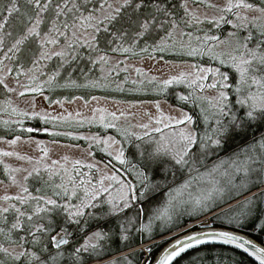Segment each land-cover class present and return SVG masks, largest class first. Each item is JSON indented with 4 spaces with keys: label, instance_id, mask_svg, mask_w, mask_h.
<instances>
[{
    "label": "snow or ice",
    "instance_id": "snow-or-ice-1",
    "mask_svg": "<svg viewBox=\"0 0 264 264\" xmlns=\"http://www.w3.org/2000/svg\"><path fill=\"white\" fill-rule=\"evenodd\" d=\"M193 3H205V0H192ZM29 6V11L22 14L21 25L22 33L18 39L8 49V52L20 53L23 51L21 46L28 45L31 52L32 68L30 73L38 71L41 62L51 60L53 57L60 58V68L65 65H71L73 61L81 58L78 49H87L89 53L101 52L109 49L113 53H129L133 51V46L140 41H147L158 33L165 30V25L170 24L175 30L178 27L174 19V9L177 7L176 0H25ZM18 0H10V6L5 7L0 3V13L6 11L7 15L0 18V47L4 44V29L6 26L12 27L9 18L14 13H20L17 6ZM184 13L192 16L199 21V18L188 8V0H183L179 4ZM206 7L216 9L220 15L208 18V23L219 27L221 22L230 24L235 29H246L256 27L258 21H264V2L256 3L254 0H226L223 7L211 3H206ZM224 13H232L236 21L226 19ZM249 14H254L249 16ZM183 35V32L180 33ZM235 36V33H230ZM260 35L264 37V23L260 24ZM7 36H12V32H7ZM173 37V31H167L166 36L159 38L155 43L153 51L164 52L168 47L167 41ZM251 32L244 37V43L239 39L233 46L230 40H220L219 37L205 35L204 44L208 41H217L218 44H227L231 49L228 52L215 53L212 47L205 52L201 47L191 48L186 54L189 56L210 55L213 59L219 60L220 64L226 65L232 72L230 79L229 72H221L219 68H197L195 78L188 81V86L203 91L204 89H215L216 95L212 98L196 96L194 92L188 95H179L178 99L184 103H193L201 107L203 120L209 124L207 131L201 135L194 127L193 116L187 112H181L179 118L166 115L160 111V105H155L158 116H149L150 122H154L156 127L152 131L160 134L159 140H145L148 136L147 131L144 135L127 132L125 135L134 136L136 140L142 141L141 144H134L141 158V168L137 171L140 181L139 193L131 184L121 180L117 175L104 174L100 179L93 183L89 179L74 178L64 166L67 177L60 175V172L44 166V171L48 173L45 179L41 174L39 167H33L31 171L24 176V181L30 177L43 183V187L35 189L37 194L29 190L27 184H19L20 193L17 195H4L0 197L6 206H0V235L6 237L5 244L0 243V264H87L88 259H96L98 264L104 260L102 256L95 253L98 243L93 241H102L105 239V233L95 231L88 236L79 246L73 247L71 240L75 236V230L82 228L84 217L99 219V216L89 209H99L103 211L101 205H109L106 215H113L125 212L131 209L133 202L150 200L161 188V183H153L148 172L155 178L161 177V180L167 182L169 174L175 176L173 169H184L191 163H195L197 154L207 155L210 150L224 147L230 140L237 136L245 134L248 129L255 124L260 126L264 124V40L255 41L254 47H249L248 41H252ZM36 48L32 49L31 45ZM128 44L129 46H125ZM55 46V47H49ZM58 48V50H57ZM148 47L141 49L147 52ZM238 53V54H236ZM135 54V53H133ZM224 57V58H222ZM13 57H8L12 59ZM91 64H107L109 58L105 54L99 55L97 59H92L89 55ZM2 63V61H0ZM2 71V69H0ZM10 72L11 69H8ZM140 73V69H136ZM60 73L57 71L54 76L49 77V83ZM209 74L213 77L211 83L205 84ZM71 75V73H69ZM186 74L180 73L178 76L171 77L163 81L164 88L173 83H184ZM32 80L36 77L33 75ZM3 78H0V84H3ZM75 84L74 81L71 82ZM95 86V85H93ZM11 91V89H9ZM229 90L234 96L230 99ZM30 91L41 92V86L37 84ZM20 95H24L23 92ZM47 99V97H45ZM207 100L209 108H204L198 104V101ZM56 103H62L56 101ZM235 109V110H234ZM16 112V109L12 110ZM94 111L104 112L103 109ZM21 116H27V113H19ZM39 113H33L32 116H39ZM79 115V113H77ZM124 113L117 116L116 113H108L111 117L110 122H105L106 118L101 115L100 120L105 128H114ZM147 115V114H146ZM31 118V117H30ZM40 119L48 122L47 115L40 116ZM55 119V117H53ZM5 124L7 121L4 122ZM184 125L177 128L176 126ZM138 127L149 129V123H141ZM164 129H169L168 133ZM26 131L33 132V128H27ZM46 131V130H45ZM59 135V133H50ZM79 138V137H77ZM96 143H103L106 148L118 141L109 138L101 141L99 138L92 137ZM20 137L8 141L10 145H15ZM37 147L40 148V142L37 141ZM261 150H264V136L255 142ZM154 145V146H153ZM43 157L48 155L46 148H40ZM3 156L16 155L18 159L30 160V157L20 156L14 152H0ZM111 155V153H109ZM43 157L41 159H43ZM67 160V157L63 158ZM114 159L121 164L127 161L124 159V151L118 150ZM37 165L40 161H36ZM57 161H52L56 165ZM92 169L93 164H85L82 161L73 162V170L77 176L86 177L87 173H81L79 167ZM7 168V166H5ZM237 174H243L242 183L247 187L248 184L260 188V195L249 197L244 205H252L255 201H260L264 196V155H248L242 162L235 165ZM13 173L22 171L21 169H12ZM27 171V170H24ZM99 171V169H97ZM60 176L61 182L54 183L53 177ZM13 185H17L15 175L10 177ZM105 181H109L105 186ZM231 183V181H229ZM113 184L118 185L115 189L116 195H113L110 189ZM189 187L186 181L175 191L178 194ZM51 189V195L47 194V189ZM223 189L213 188L202 196L193 197L191 203L194 207H203L206 211L205 201L211 200L215 192H222ZM103 193H108L107 200L101 199ZM175 196H170L168 204L171 205ZM10 201H17L10 203ZM251 211V209L249 210ZM143 212V208L139 209ZM258 213L264 212V209L257 208ZM9 214H11V219ZM167 217L171 219L167 208L158 212L156 218ZM194 227H211V225L201 224ZM257 227L264 230V222ZM126 241L128 236H123ZM206 243H222L225 245H234L242 249L249 256L254 257L259 264H264V247L257 246L251 240L244 239L241 236L234 235L227 231H205L192 235H187L184 239H178L165 249L164 253L155 261V264H172V261L189 249L197 245ZM151 252V248L147 249ZM88 253L85 257L83 254ZM127 259V257H125ZM109 264V262H105Z\"/></svg>",
    "mask_w": 264,
    "mask_h": 264
},
{
    "label": "rangeland",
    "instance_id": "rangeland-1",
    "mask_svg": "<svg viewBox=\"0 0 264 264\" xmlns=\"http://www.w3.org/2000/svg\"><path fill=\"white\" fill-rule=\"evenodd\" d=\"M24 1L25 0H23V2ZM20 2L21 0H18L17 6H20ZM207 2L208 0H205V3H193L192 0H188L189 10L199 18L200 22H197L192 16L186 15L183 11L185 19L182 22L175 20L178 24L175 30L171 28L170 24L165 25L167 31H173V37L167 41L168 47L164 52L153 51L155 43H158L159 38L162 37L158 36L160 35L158 32L153 33L151 37V39H153L155 36H158L156 42L150 44L151 51L141 55L136 56V54H133L136 50V48H134L135 45L133 46V51L129 53H113L109 49H106L92 54V57L97 59L99 55L105 54L106 52L109 62L107 64H96L97 72L92 75L95 76V79H90L85 86L76 87L77 89H75V87L68 88V86H63V84H70L73 81V77H71L72 72L74 69L82 67V65L76 67L72 62L70 66L65 65L64 68H60V58L53 57L51 60L42 61L40 69L34 73H30L28 69L32 68L33 65L31 64L32 56L29 48L22 54L16 53L14 55L8 52V49L15 42V39H18L20 35L15 36L14 39H6L5 27L3 30L5 33L4 44L0 47V61H2V63H0V69H2V71H0V78L4 80V83L0 84V152H14L20 156L30 157L31 159L21 160L18 159L16 155H0V197L19 194V184H27L29 190L33 192V194H37L35 189L43 187V183L32 177H30L28 181H24L23 178L33 167H39L41 169V174L47 179L48 173L43 170L45 165L60 172V175L64 176L65 180L67 177L64 170L60 167L61 165H63L64 169H67L77 180L81 178H90L93 183H96L104 174H115L121 180L131 184L136 192L139 193L140 181L137 176V171L140 170L139 164L141 161L134 162L133 159L140 156L136 148L132 154L128 153V149L126 151V148L129 146V140L128 135H125V130L141 136L145 131L150 133L152 128L157 126L154 122H150L149 120V116H158L155 107L157 103H159L160 110L164 113L168 111L169 105L180 109L177 114L178 118L181 112L188 113L185 108L172 105L164 99L163 94L168 93L169 90L177 99L179 95H188L192 92H194L196 96L209 99L214 97L217 94L215 89H204L201 91L195 88V86H188V81L195 78L196 69L192 67L193 65H196L197 68H219L221 72H229L231 79V70L226 65L220 64L219 60L213 59L210 55L197 54L196 56H189L186 53L191 48L199 49L201 47L204 48L205 52L208 51L209 47H212L215 53L228 52L231 50L227 44H218L217 41H208L207 44H204L203 40L205 35H215L219 37L220 40H230L233 46L237 39H239L241 43H244V37L247 36L249 32H251L253 37L252 41H248L249 47H254L255 41L264 40V37L260 35V24L264 23V21H258L256 27L249 26V28L246 29H235L230 24H224L223 22H221L219 27L208 23V18L218 16L220 13H218L216 9L206 7ZM210 2L223 7L226 0H210ZM254 2L261 3L264 1L254 0ZM4 6H10V0H4ZM25 12H27L26 9H20V13H14L9 20L16 21L15 25L18 26L22 19V14ZM2 14L6 16L7 12H2ZM224 15L226 19L232 20L233 23L237 22L232 13H224ZM251 15L254 14H249L250 17ZM167 31L162 35L166 36ZM181 32H183V35L180 34ZM230 33H235L236 35L230 36ZM125 46L129 45L125 44ZM31 48L35 49L36 45L32 44ZM82 50L87 51V49H78L80 54ZM10 56L13 58L8 59ZM25 61H30V64L28 66H23V62ZM8 69H11V71L9 72ZM136 69H140L141 72L137 73ZM57 71H59L60 74L55 76V79L49 83V77L54 76ZM182 72L185 73L187 77L184 83H173L167 88H164L163 81L178 76ZM69 73H71V75H69ZM33 75L36 77L35 80L31 79ZM66 76L68 77L64 78ZM87 76L88 75H86V77ZM56 80L57 82L59 80L62 85H59ZM212 80L213 77L209 74L208 79L203 81V83L208 84L211 83ZM37 84L41 86V92L35 93L30 91V89ZM89 85H95L98 89L95 90V88H93L94 91L89 90L88 88H91ZM9 89H11V91ZM21 92H23L24 95H20ZM229 94L230 99L234 100V96L230 90ZM2 95L3 98L1 97ZM83 95H86V97ZM45 97H47V99H45ZM56 101H61L62 103H56ZM197 103L204 108H209L207 100L198 101ZM198 108L201 112V107ZM13 109H16V112H13ZM96 109H103L105 111L103 113L94 111ZM21 112L27 113L28 115L21 116L19 115ZM113 112L116 113L117 116H120L121 113H124V115L121 116L118 121H114L116 127L105 128L103 123H101L100 117L104 115L106 118L105 122H110L111 117L108 116V113ZM33 113H39L40 115L32 116ZM77 113H79V115H77ZM200 114L202 118L199 117L201 124L207 131L209 124L204 122L202 112ZM45 115L49 117L47 123L40 119V116ZM53 117H55V119H53ZM5 121H7L6 124L4 123ZM141 123H149V129L145 130L138 127ZM30 124H36V126ZM260 126L257 127L259 128ZM176 127L180 128L184 127V125ZM10 128L11 130L13 128L16 132L10 131ZM27 128H33L34 131L28 132L26 131ZM259 130L257 133L253 132V134H250L252 136L250 139L236 145L237 149H234L230 154L218 158L215 154L218 150L220 151V149L210 150L207 155L198 153L197 157L194 158L195 160L199 159L204 161L209 156H211L212 159L209 165L202 169H200V167H192L187 170L189 172V177H186L188 179H185V182L187 181L190 183L198 180L201 186H197L196 188L192 187L191 190L189 187L185 189L187 194L185 198L180 197V203L172 202L171 205H169L166 200L167 197L164 195L165 193L156 197L144 207H142L143 205H140L138 201L133 202L132 208L136 210L127 214L137 216L142 220L140 225L137 226V230L139 231L137 234L131 236L126 234L128 229L131 228V221L127 218L124 221V225L121 224L120 230L116 231L115 234H109V231H105V228L102 227L103 222L107 223L109 218L119 217V215L124 212L106 215L105 213L109 205L103 204L101 205L103 211L99 209L86 210L95 212L99 216V219L85 216L83 218L84 221L92 224L89 227H82V231L80 229L75 230V236L71 240L72 246H79L88 236L99 230L106 234L104 240L93 241L94 243H98V247L93 255L95 256V254L98 253L104 258L100 264H105V262H109V264H122L121 260H117L119 257L130 251L137 250L141 252L140 264H144L146 261H151L152 256L159 250L163 242L185 231L196 228L194 225H200L202 223L245 233L255 241L257 240L264 245L263 234L259 233L263 241L258 240L257 237L253 235L257 234L259 230V227L255 226L258 220L251 227L243 225L249 215L254 213V207L249 206L247 209L242 210V216H238L236 220L233 221V224L236 226L232 227L225 222L212 220L210 218L212 214H198L206 210L203 207L196 208L191 203L193 197L202 196L213 188L223 189L222 192H215L211 200L205 201L207 209L210 211L213 209L212 207L214 206L212 205L215 203H221L233 197L229 196H235V193L239 194L253 186L252 184H248L247 187H245L242 183L243 174H237L235 165L237 162L245 160L248 155L254 157L257 156V154L264 155V150H261L255 143L264 136V124ZM169 131V129H164L165 133ZM20 132H26V135H21L22 133ZM50 133H59V135H51ZM203 133L201 135H203ZM16 137H20V140H18L15 145H10L8 141L16 139ZM92 137L99 138L101 141L111 138L118 141V143L111 144V147L106 148L103 143L98 144L95 140L90 139ZM149 138L152 140H159L160 137L154 139L149 135L144 139L149 140ZM239 138L240 137H238V140ZM37 141L40 142V148H46L48 150V155L46 157H43V152L37 147ZM231 141L232 140H230V142ZM121 149L124 151V159L127 161L125 164H121L118 160L114 159L118 150ZM97 153L107 156L108 159L105 158V156L104 158H100L96 155ZM109 153H111V155H109ZM42 157L43 159H41ZM64 157L68 159L64 160ZM38 160L40 163L37 165L36 161ZM77 160L85 164H93L95 167L89 169L77 166L81 173L88 174L86 177L77 176L76 172L73 170V162ZM52 161H57L58 163L53 165ZM133 165L137 167L135 169V176L130 173V169H134L132 167ZM5 166H7V168ZM189 167H191V165ZM12 169H21L22 171L13 173L11 171ZM97 169H99V171H97ZM175 170V173L185 171L178 168ZM12 175H15L17 185L12 184L10 179ZM229 181H231V183H229ZM53 182L60 183V176L53 177ZM108 183L109 181H105V186H107ZM160 183L162 184V181H160ZM184 183H182V185ZM117 187L118 185L113 184L112 189H110L113 195L117 194L115 191ZM46 191L48 195H51L50 188ZM172 192L173 191L167 192V195L172 196ZM251 194L244 195L243 197H248ZM108 198V193H103L101 196V199L104 200ZM10 203H16L18 205L17 201H10ZM0 206L6 205L3 201H0ZM239 207L241 206L236 207V210L233 212L237 211ZM141 208H143V212H139ZM165 208H167L171 219L167 217L157 219L156 214ZM250 209L251 211H249ZM246 211L247 213L245 214ZM142 215H146V218L144 219ZM222 219L226 222H230V220L226 218ZM83 225L82 222V226ZM125 235L128 236L126 241L123 239ZM108 236H112L115 242L111 251L108 250L109 247L108 249L105 248L109 245ZM0 239L6 241V237L3 235H0ZM2 244L8 246L7 243ZM219 244L222 245V243ZM158 245L159 248L156 250ZM227 246L236 248L234 245ZM149 248H151V252L147 251ZM236 249L243 251L239 248ZM107 250L109 252H107ZM110 252H112V254H110ZM245 254L255 259L247 253ZM83 255L87 257L88 253H84ZM87 264H98V262L96 259H88ZM128 264L134 263L130 262Z\"/></svg>",
    "mask_w": 264,
    "mask_h": 264
},
{
    "label": "trees",
    "instance_id": "trees-1",
    "mask_svg": "<svg viewBox=\"0 0 264 264\" xmlns=\"http://www.w3.org/2000/svg\"><path fill=\"white\" fill-rule=\"evenodd\" d=\"M261 1H264V0H261ZM181 2H183V0H176L177 7L173 11H174V14H175L174 15V19L176 21L178 20V21L182 22L185 19V16L183 15V9L179 7V4ZM0 3H2L4 5V0H0ZM18 7L20 9H26L27 12L29 11V6L25 3V1L23 2V0H21L20 6H18ZM3 15L4 14L0 13V18H2ZM15 23H16V21L10 20V24L12 25V27L8 28V26H6V36H5L6 39L7 38L14 39L15 36L21 35V33L23 31L22 30V25H21V20H20V23H19L18 26H16ZM7 32H12V36H7ZM159 33H160V35H158V36H163L164 35L163 33H165V30H160ZM158 36H155L153 39L149 38L146 42L145 41L138 42L135 45V47H134V48H136V50H135L136 56L141 55L143 53H146V52H142L141 51V49L144 48V47H148L149 50L147 52L151 51L150 44L152 42H156V38ZM25 46H26V48H25ZM28 48H29L28 45L22 46L23 51L20 52V53H17V54L24 53L25 51L28 50ZM104 50H106V49H104ZM92 54H94V53H89V50H87V51L82 50L81 51V54H80L81 58H79L76 61H73V64L76 65V67H79V65H82V67L76 68L72 72V76L71 77H73L72 80L75 82V84H72V83L65 84V85L63 84V86H68V88L75 87V89H77L76 87L85 86L89 82L90 79H92V80L95 79V76H92V75L95 72H97V65H93L89 61V55H91V58L94 59L92 57ZM29 64H30V61L29 62H27V61L23 62V66H26V65L28 66ZM86 75H88V76L86 77ZM67 77L68 76H66L64 78H67ZM56 82H57V80H56ZM57 83L59 85H62L61 82H59V80H58ZM89 86L91 87V88H88L89 90L94 91L93 88H95V90L98 89V87H96V86H93V85H89ZM170 92L171 91L169 90L168 93L163 94L164 99L168 103H170L172 105H176V106L185 108L188 111L189 115L193 116L196 130L199 133L201 131L205 132L206 130L202 126L201 121L199 119V113H198L197 106L194 105V104L184 103V102L180 101L179 99H177ZM125 93H131V92H125ZM83 96L86 97V95H83ZM1 97L3 98V95ZM28 125H29V123H28ZM30 125H33V124H30ZM33 126H36V124L33 125ZM262 126H263V124L258 128L257 125L254 124L252 126V128L248 129V131L245 134L237 136L231 142L229 141L224 147L219 148L220 151L218 150V152L215 154V156H218V158H219V157H221L223 155H227V154L232 153V151L234 149H237L236 145L245 142L247 139H250V137H252L250 134H253V132L254 133L259 132L260 131L259 129H261ZM10 131H12V132L15 131L16 132V130H14L13 128H12V130L10 128ZM20 133H22V132H20ZM21 135H26V132H23ZM238 137H240L239 140H238ZM96 155L99 156L100 158H104V156H105V155H102V154H99V153H97ZM105 158H107V156H105ZM211 159H212L211 156L207 157L204 161H201V160L197 159L198 161L195 160V163H194L195 166L194 167H196V168L200 167V169H202L203 167L209 165ZM133 161L134 162L135 161L139 162V161H141V158L140 157H136L135 159H133ZM132 167L134 169H130V173H132L133 176H135L136 175L135 169L137 167L135 165H133ZM187 170L182 171L181 173H175V176H172L171 174H169L168 177H167V182H164L163 180H160L161 177H159V176L154 178L152 176V173L148 172L147 175L149 176V179H151L153 181V183L162 181V184H161L160 190L150 200H148V201H142V200L138 201L140 203V205H143L142 207H144L147 204H149L152 200H154L156 197L164 194L166 189H168L174 182H176L178 180H182V179H184V180L186 179L187 180L188 178H186V177H189L188 176L189 172ZM173 171L176 172L175 169H173ZM251 187H253V188L249 187L252 190L250 192H248V193L252 192L253 194H251L248 197H244V198H243L244 195H242V196L238 197V200H239V198L240 199L243 198V199H241V200H239L237 202H233V199H234L233 197L234 196L233 197H232V195L229 196V197H232V198H228L229 201H227V203H225V204H229V203H233V204H231V205L229 204L230 206L227 205V206H225L224 208H222L220 210H219V208L221 206L210 210L209 213L212 214V215H210V218L212 220H216L218 222H225L226 224H230V226L233 227V226H236L235 224H233V221H235L238 216L239 217L242 216V212L241 211L244 210V209H247V207H249V206H252V207H254V213L249 215V217L245 220V223L243 225H245L247 227H251L252 225H254V223L257 220L258 221L255 224V226H257L261 222H264V214H263V212H262V214H259L257 212V208L264 209V196H261L260 201H255L254 200V203L252 205H247V206L244 205V202L249 197H253L254 195H260V191L261 190H260L259 187H256V186H251ZM218 203L219 202L215 203L212 206H216ZM238 206H241V207L237 208V211L233 212L234 210H236L235 208L238 207ZM134 210H136V209L132 208L131 210H126L123 214H120L119 217L109 218V221L107 223L103 222V226L102 227L105 228V231H109V234H112V233L115 234L116 231L120 230L121 224L124 225V221L127 218L128 220L130 219V221H131V224H130L131 228H129V229L126 228V229H128L126 234H128L130 236L137 234V232H139L137 230V226L140 225V223L142 221H139V217H137V216H131V214H127V213H129L131 211H134ZM150 213H153V212H150ZM246 213H247V211L245 212V214ZM9 216H10V219H11V214H9ZM142 217L145 219L146 215H142ZM221 217L230 220V222L224 221V219H222ZM259 220H260V222H259ZM91 224L92 223H86L82 227H84V226H86V227L88 226L89 227ZM215 227H218V226H215ZM223 228H225V227H223ZM259 233L264 235V230H261V228H259V230L257 231V234H253V235H255L258 240L263 241V239H261ZM0 242L1 243H6L5 240H1V239H0ZM108 243H109V245L106 246L105 248L108 249V247H109L108 250L111 251L113 249V244H115L114 238L112 236H108ZM157 248H159V245L156 247V250H157ZM108 250H107V252H109ZM156 252L152 256V259L156 255ZM110 254H112V252H110ZM125 257H127V259H125ZM117 260H121L122 264H128L130 262H132L134 264H140L141 252L138 251V250L137 251H130L129 253H126V254L122 255L121 257H119ZM172 264H259V262L256 261L253 258H250V257L246 256V254L243 251L238 250L236 248L228 247L227 245H224V244L220 245L219 243H206V244H202V245H197L195 248L189 249L188 251L182 253L179 257H176L172 261Z\"/></svg>",
    "mask_w": 264,
    "mask_h": 264
},
{
    "label": "crops",
    "instance_id": "crops-1",
    "mask_svg": "<svg viewBox=\"0 0 264 264\" xmlns=\"http://www.w3.org/2000/svg\"><path fill=\"white\" fill-rule=\"evenodd\" d=\"M168 105V104H167ZM169 107V109L167 108V106H166V108L168 109V111L165 113L166 115H171V116H176L177 117V114H178V112L180 111V109H178V108H176V107H173V106H168ZM197 108H198V106H197ZM160 111H162V110H160ZM163 112V111H162ZM198 113H199V117L201 118V112L199 111V108H198ZM202 119V118H201ZM202 132V131H201ZM203 133V132H202ZM202 133H200V134H202ZM144 135V134H143ZM142 135V136H143ZM149 135H150V137H152V138H156V137H160V134L159 133H155V132H153V131H151L150 133H149ZM148 135V136H149ZM147 136H145L144 138H146ZM128 140H129V146H128V148H126V151H127V149H128V153L129 154H132V152L134 151V150H136L135 149V147L133 146L134 144H141L142 143V141H138V140H136L135 139V137L134 136H128ZM191 165V167H189ZM195 165H194V163H191L190 162V164L188 165V166H186L184 169H182V170H189L190 168H192V167H194ZM139 168H140V170H143L142 168H141V163L139 164ZM194 168H196V167H194ZM198 180H195V181H192V182H188L189 183V188H190V190H191V188L192 187H197V186H201V184H200V182L198 181ZM185 182V180L184 179H182V180H178V181H176V182H174L168 189H166V191H165V194L164 195H166V197H167V201H169V198H170V196H168L167 195V192H169L171 189H176V188H178L179 187V185H182V183H184ZM250 188H253V187H250ZM250 188H248L246 191H243V192H240L239 194H241V195H239V194H237V193H235V196L234 195H232V196H234L233 198V202H237V201H239V200H241V199H243V198H241V199H239V200H237L238 199V197H240V196H242V195H249V194H251V193H248V192H250L252 189H250ZM254 192V191H253ZM186 194H187V191L186 190H184L183 192H182V194H178V193H176L175 191H173L172 192V196H175L176 197V199L175 200H173L172 202H175V203H180L181 201L179 200L180 199V197H183V198H185V196H186ZM245 195V196H246ZM187 200V199H186ZM164 201H165V199H164ZM227 201H229L228 199L227 200H225V201H223V202H221V203H218L216 206H214V207H212L213 209L214 208H216V207H219V206H221L220 208H219V210L220 209H222V208H224L225 206H230L229 204H225V203H227ZM174 203V204H175ZM225 204V205H224ZM233 204V203H232ZM180 205V204H179ZM223 205V206H222ZM132 209V208H131ZM203 212V213H202ZM206 212V213H205ZM201 211V212H199L198 214H210V213H207V212H209V210H207V211ZM194 214H196V213H194ZM139 221H142L140 218H139Z\"/></svg>",
    "mask_w": 264,
    "mask_h": 264
},
{
    "label": "bare ground",
    "instance_id": "bare-ground-1",
    "mask_svg": "<svg viewBox=\"0 0 264 264\" xmlns=\"http://www.w3.org/2000/svg\"><path fill=\"white\" fill-rule=\"evenodd\" d=\"M204 230H206V231L220 230V231L231 232V233H233L234 235H238V236L243 237L244 239L251 240L253 243H255V244L257 245V242H256L254 239H252L251 237H249L247 234H245V233H240V232H238V231H233V230H231V229H227V228H223V227H213V228H206V229H204ZM198 232H202V231H201L198 227H197V228H193V229H191V230L185 231L184 234L181 233V234H179V235L173 237L172 241H173V240H177L178 238H181V237H185V236H187V235H192V234L198 233ZM157 255H158V254H156V255L154 256V258L151 260V262H154V260L156 259Z\"/></svg>",
    "mask_w": 264,
    "mask_h": 264
},
{
    "label": "water",
    "instance_id": "water-1",
    "mask_svg": "<svg viewBox=\"0 0 264 264\" xmlns=\"http://www.w3.org/2000/svg\"><path fill=\"white\" fill-rule=\"evenodd\" d=\"M202 224H206V223H202ZM201 225V224H200ZM207 225V224H206ZM213 227H215V226H211V227H198L202 232H205L206 230H204V229H206V228H213ZM218 227H220V226H218ZM197 228V227H196ZM212 231H220V230H212ZM185 232H183L182 234H184ZM199 233V232H198ZM172 239L173 238H171L170 240H168V241H165V242H163V244H162V246L159 248V250L156 252V254H158L157 255V257H156V259L154 260V262H151V261H146L144 264H155V261L164 253V251H165V249H170V246L172 245V244H174L175 242H176V240H173L172 241ZM178 239H184V237H181V238H178ZM177 239V240H178ZM256 242H257V246H260V247H264V245L263 244H261V243H259L257 240H256Z\"/></svg>",
    "mask_w": 264,
    "mask_h": 264
}]
</instances>
